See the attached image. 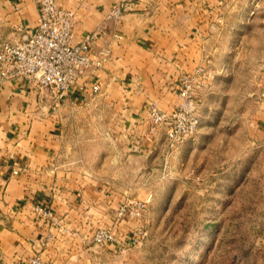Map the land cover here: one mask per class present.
<instances>
[{
  "label": "crops",
  "instance_id": "1",
  "mask_svg": "<svg viewBox=\"0 0 264 264\" xmlns=\"http://www.w3.org/2000/svg\"><path fill=\"white\" fill-rule=\"evenodd\" d=\"M58 1L76 13L77 33L96 32L94 49L110 57L86 77L101 90L84 107L77 92L57 102L34 83L0 77V264L35 251L51 264H90L81 223L131 222L115 214L116 190L134 182L122 174L150 168L149 105L171 111L185 72L209 69V94L244 109L227 125L252 123L264 138V0ZM122 1L127 10L108 18ZM38 16V0H0V40L20 38ZM36 203L53 217L37 214Z\"/></svg>",
  "mask_w": 264,
  "mask_h": 264
},
{
  "label": "rangeland",
  "instance_id": "2",
  "mask_svg": "<svg viewBox=\"0 0 264 264\" xmlns=\"http://www.w3.org/2000/svg\"><path fill=\"white\" fill-rule=\"evenodd\" d=\"M210 86L198 93L197 133L171 147L156 131L150 168L122 174L134 182L116 190L122 201L114 211L131 222L121 229L115 219L81 223L90 264H264V138L252 123L228 126L244 109L209 94ZM137 201L147 202L139 215L119 214ZM99 229L120 243H95Z\"/></svg>",
  "mask_w": 264,
  "mask_h": 264
},
{
  "label": "built area",
  "instance_id": "3",
  "mask_svg": "<svg viewBox=\"0 0 264 264\" xmlns=\"http://www.w3.org/2000/svg\"><path fill=\"white\" fill-rule=\"evenodd\" d=\"M38 4L39 16L33 29L24 30L15 41L0 40V77L34 83L39 89L49 90L57 102L77 92L80 102L88 104L100 92L101 83L98 79L88 81L86 77L105 65L110 51L94 49L96 32L78 34L76 13L58 0H38ZM127 8V3L119 2L111 7L107 17L118 19ZM213 78L205 67L183 73L178 89L180 102L171 111H163L157 102L152 101L149 105L150 138L161 129L171 147L192 138L201 124L198 93ZM258 96L264 101V88ZM146 203L137 201L122 205L119 214L124 215L130 209L133 215H139ZM34 211L45 218L53 217L51 208L45 203H36ZM92 239L97 244L120 243L118 236L107 229H99ZM133 239H130L131 243ZM22 264L51 263L40 251H35Z\"/></svg>",
  "mask_w": 264,
  "mask_h": 264
}]
</instances>
